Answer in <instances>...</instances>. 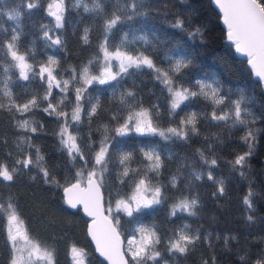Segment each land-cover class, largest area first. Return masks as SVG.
Masks as SVG:
<instances>
[{"label": "trees", "instance_id": "trees-1", "mask_svg": "<svg viewBox=\"0 0 264 264\" xmlns=\"http://www.w3.org/2000/svg\"><path fill=\"white\" fill-rule=\"evenodd\" d=\"M100 2L103 11H85V7L93 9L96 0H63V27L55 28V17L48 14L50 0H0V29H3L0 31V41L6 44L15 29L19 33V51L30 53L26 59L34 69L47 65L48 58L52 57L59 62L54 73L57 80L70 81L68 99L56 111L63 109L69 114L75 107V93L69 73L73 68L79 72L82 65L96 56L105 38V21L113 14L120 15L122 22L108 35L110 51L114 50L113 45L120 44L123 34L127 33L128 46L122 50L132 55L142 51L161 69L170 67L166 58L187 56L192 63L175 78L176 83L195 91L197 89L192 87L194 80L215 79L221 85L220 95H226L227 99L224 104L216 106L203 97L193 98L192 102L186 101L181 109L176 110V116H172L169 114V94L155 78L152 69L130 68L117 86L115 95L112 87L93 83L88 86V91L83 94L85 99L80 103L87 109V97L99 96L96 115L89 123L82 113L79 132L75 127L69 129L76 135L77 144L89 161L84 165L79 158L73 160L60 143L59 131L64 118L58 119L43 111L48 107V100L56 106L64 93L53 86L52 95L48 100H43L47 90L45 80L34 79L32 73H29L28 80H23L17 69L10 68L7 75L11 76L9 87L15 102L22 105L35 98L39 107L23 116L0 109V164L6 165L9 171L13 167L18 169L12 181H4L0 177V203L11 200L17 208L23 231L26 230L30 239H37L48 247L53 264H73V247L87 253L85 264H105L94 253L86 236V219L78 209L70 210L67 207L61 189L75 180L79 170L91 169L94 161L85 147L89 143L87 134L92 132V141L96 142L93 148L98 151L103 127L107 125L109 136H114L113 129L123 123V117L127 114V108L120 105L121 95L132 92L135 100L130 99L128 104L137 111L140 108L147 110L153 126L164 130L179 128V121L186 119L190 112H195L196 132H191L189 126L187 138L173 136L165 140L158 135H142L134 131L124 137H115L109 149L113 159L104 173L102 184L104 206L109 201L112 203L115 199L128 196L132 191L134 183L129 181L133 179V173L129 171L128 177H122L124 165L119 164L120 154L131 152L132 158L125 164L130 169L139 170L140 175L136 179L143 178L146 172V183L150 180L152 185L161 188V204L145 210L143 214L134 213V216L139 215L140 222L156 227L160 236L156 248L167 264H205V261L207 264H254L256 254L264 250L263 85L247 60L236 53L234 43L227 39L220 13L211 0ZM133 2L137 5L135 9L131 7ZM28 3H34L36 7L29 9ZM17 12V19L8 18L9 13ZM129 16L131 19L127 18ZM197 28L202 35H191ZM85 29H88L87 43L84 40ZM46 30L51 40L44 36ZM140 36L146 37L150 43L137 39ZM57 37L61 44L53 45L52 40ZM5 53L6 49H0V97H3L6 78L4 69L12 63L11 57ZM100 56L103 57L102 52ZM91 74H98V69L93 67ZM241 90L246 96L242 109L246 107L248 115L242 112L245 125L233 126L229 105L230 101L239 98ZM2 102L7 104L8 99L3 97ZM92 102L95 103V99ZM221 109L230 113L228 121L212 119L213 111L217 115L223 114ZM23 119H28L37 131L18 128L17 121ZM69 123H72L70 115ZM248 129L252 130L254 138L246 142L244 137ZM21 136L25 138L23 141ZM29 136L30 142L27 140ZM29 143L32 147L28 146ZM250 145L251 154L246 155ZM141 148H155L159 152L162 164L158 174L148 170L151 162L143 157ZM37 149L43 157L39 166H35ZM241 155L245 156L243 165H236L235 160ZM29 156L33 163L27 168L15 163ZM212 160L216 164L213 165ZM41 167L49 172L47 183ZM209 173L212 179L208 178ZM121 179L125 183H121ZM52 181H58L60 186ZM221 183L223 193L219 191ZM246 197L251 207L245 204ZM185 198L197 200L195 215L178 210L176 216H171L172 205ZM117 215L121 221L119 231L125 238L136 223L122 212ZM117 215L113 214L112 218ZM7 223L6 215L0 213V264L9 262ZM181 229L189 236H199V239L188 245L185 253L169 252L168 241L177 237ZM241 257L246 259L242 260Z\"/></svg>", "mask_w": 264, "mask_h": 264}, {"label": "snow or ice", "instance_id": "snow-or-ice-1", "mask_svg": "<svg viewBox=\"0 0 264 264\" xmlns=\"http://www.w3.org/2000/svg\"><path fill=\"white\" fill-rule=\"evenodd\" d=\"M216 5L223 12V22L227 25V39L234 43L235 50L238 53H243L248 57V64L255 70L256 76L264 80V2L262 0H215ZM29 9L36 7L34 3H28ZM49 15L55 17V28H62L64 22V3L63 0H53L52 4H49ZM131 7L135 9L136 3L133 2ZM55 9V10H53ZM103 11V5L100 0H96V4L93 9L85 7V11ZM19 13H9V19H17ZM131 19V16L127 17ZM122 22L121 16L113 14V16L105 21V38L103 43L99 45L96 56L88 61L86 65H82L79 72L77 69H71L69 75L71 77V83L73 84L72 91L75 93V107L71 113L69 123V114L61 109L56 111L59 105H62L66 99H68L67 92L69 89V80H57L55 73V66H58V61L52 57L48 58L47 65H41L38 70L34 69L33 66L28 63L26 56L30 53H21L18 48L19 33L15 29L12 30L11 39L4 44L0 41V49H6V56L11 57L12 63L5 67V81L3 88V97L8 99V103L2 102L3 97H0V109L7 110L8 112H17L21 116L24 113L31 111L35 107H39L35 98L28 102L20 105L15 102L12 96L9 82L11 76L7 75L9 69H17L19 71V77L23 80L29 79V73H32L33 78L45 80L47 83V90L43 100H48V97L52 95V88L55 86L60 89L61 93H64L58 100L56 106L48 100V107L44 108L43 111L49 115H55L58 119L63 117V123L60 128L59 137L60 143L63 149H66L68 154L73 160L79 158L84 165H87L89 161L85 159L84 152L81 150L79 144H77V137L73 135L69 129L75 127L77 132L80 130L82 123L81 114L88 119L91 123V118L96 115L97 108L100 104L99 96L93 98L91 95L87 97L88 108L85 109L81 105L80 101L85 99L84 93L88 91V86L93 83L99 85H108L113 88V94L115 95L118 91V85L123 80L124 74L128 73L130 68L141 70L142 67L152 69L155 73V78L160 81L164 86L165 91L169 94L170 99V112L172 116H176L177 109H181L186 101L192 102L193 98L203 97L206 100H210L213 105L219 106L225 103L227 96L220 95L221 85L217 80L207 79H196L193 81L192 87L197 90L193 91L189 87L179 85L176 83L175 78L179 77L184 69H187L192 61L187 56H180L179 58L172 57L166 58L170 64L167 70L157 67L153 60L144 54V52H137L136 55L129 54L128 51L122 50L127 48L128 34L124 33L123 38L119 45H113V51L109 50L108 35L116 27L118 23ZM177 26H182L178 24ZM3 31V29H0ZM87 32L85 29L84 40L87 43ZM191 35H202L199 28L195 29ZM44 36L51 40L52 38L48 35V31L44 32ZM137 39L150 43L146 37L140 36ZM53 45L61 44L59 37L52 40ZM103 53L101 58L100 53ZM102 60V63H101ZM117 62V71L113 72V63ZM96 67L98 69L97 75L91 74V69ZM45 74H47L45 76ZM119 78V79H118ZM112 82H116L115 85ZM79 84V87L75 85ZM95 99V103H93ZM135 100V94L132 92H125L120 97V105L122 108H127V114L123 117V123L118 127L114 128V136H109V128L107 125L103 127L101 139L99 141V150L95 151L93 145L96 143L92 141V132L87 134L89 143L85 144V147L89 149L94 163L91 169H81L76 173L75 183H70L68 186H62L65 192L66 203L71 208H76L78 205H83L84 211L88 216L92 217L91 224L88 228V234L92 240L95 241L96 251L103 256L109 264H167L166 260L161 258L160 251L157 250L156 245L160 243V236L157 234L155 226H146L140 222V216H134L135 214H143L145 210L152 209L153 206L161 204L162 194L161 188L151 184V181L147 180V173L145 172L143 178L136 179L140 173L137 169H130L125 162L132 158L131 152H122L120 154L119 164L124 165L122 177H128L129 171L133 173V179L130 183H134L133 194L127 199H120L116 201L115 210L117 213H123L127 217L133 218L136 226L131 229L128 233L127 238L121 236L119 231L120 218L119 215L110 219L113 215V209L111 207V201H109V207L107 208L108 215H104L105 209L103 208V196L101 194V186L104 183V173L108 171V164L113 159V154H110L109 149L112 147V142L115 137H124L130 132L135 131L139 134L158 135L165 140L171 137L187 138L188 129L191 126L190 131L196 132L195 122L196 113L190 112L186 119L179 121L180 127H169L166 130L160 129L153 126L151 117L148 111L140 108L137 111L135 108L128 104L129 100ZM246 103V96L243 90L239 93V98L230 101L231 119L233 126L245 125V119L242 116L248 115L247 108L242 109V105ZM158 109V106H155ZM183 110V109H182ZM223 114L217 115L216 111L212 112V119L220 121H228L230 119V113L224 112ZM115 120L116 117L113 116ZM17 127L24 129L25 131L30 130L36 132L37 128L32 126L28 119L17 121ZM96 131H100L97 129ZM253 137V132L248 129L247 135L244 137L247 142ZM23 141L25 138L20 137ZM27 140L30 142L31 137ZM29 147L32 145L29 143ZM140 151L143 157L150 161L148 165L149 171H155L157 174L161 167L160 154L155 148H149L145 150L141 148ZM75 154V155H73ZM251 154V145L249 146V152L246 155ZM43 157L39 155L37 149V163L35 166H39V161ZM245 156L241 155L235 160L236 165H243ZM17 165H22L27 168L29 164H32V158L29 156L24 160H17ZM211 163L216 164L215 160ZM41 172L45 178V182H49V172L46 168L41 167ZM18 172L16 167H13L11 171L6 165L0 164V177L4 181H12L14 174ZM86 172V175H85ZM243 175V173H241ZM208 178L212 179L211 173L208 174ZM59 185L58 181H52ZM121 183H125L124 179H121ZM175 183V178H173ZM83 185V186H82ZM219 191L223 193L224 189L221 183ZM150 194V195H149ZM251 195V192H249ZM245 204L251 207L250 200L246 197ZM196 199H182L179 203L172 205L170 215L176 216L177 211H186L189 215H195V207L197 205ZM0 213L5 214L8 225L7 228V242L9 244L10 256L8 264H37V262H45L47 264H53L52 253L49 251L46 245H42L37 239H30L27 236L26 230L21 231L19 225L22 223L18 215L17 208L9 200L7 203H0ZM251 219V217H249ZM17 225L15 231L11 225ZM186 227V226H185ZM18 238L25 240V247L21 248L18 246ZM199 239V236H189L185 234L183 229L179 231L177 237L168 241V251L174 253H185L188 250V245L192 244L194 240ZM72 251L79 255L81 259L77 261V264H85L87 253L83 249L77 250L73 247ZM257 258L254 264H264V250L257 253ZM242 260L246 259L241 257ZM207 264V261H205Z\"/></svg>", "mask_w": 264, "mask_h": 264}, {"label": "water", "instance_id": "water-1", "mask_svg": "<svg viewBox=\"0 0 264 264\" xmlns=\"http://www.w3.org/2000/svg\"><path fill=\"white\" fill-rule=\"evenodd\" d=\"M212 1V4L217 8V10L219 11L220 13V20H221V23L222 25L225 27L226 29V32H227V25L224 24L223 22V12L219 9L218 5H216L215 3V0H211ZM53 3V0L51 1V4ZM55 10V9H53ZM235 47V46H234ZM236 51V50H235ZM236 53L245 58L247 61H248V57L246 55H244L243 53H238L236 51ZM249 65V64H248ZM249 67L253 70L254 74H255V70L251 67V65H249ZM256 76V74H255ZM258 78V80L261 82V84L263 85L264 87V80H262L260 77L256 76ZM76 180H72L71 182L67 183L66 185L64 186H68L70 183H75ZM83 186V185H82ZM61 193H62V197H63V201L64 203L67 205V207L70 209V210H79V212L81 213V215L86 219V223H85V232H86V236L89 240V242L91 243V246L94 250V253L97 255L98 258H100L105 264H109V262L103 257L100 255V253L98 251H96V245H95V241L92 240L91 236L88 234V228L91 224V221H92V217L88 216L87 213L84 211V208H83V205H78L76 208H71L67 203H66V198H65V192L63 190V187L61 189ZM101 194L103 196V208L105 209V206H104V195H103V190H102V186H101ZM104 215L107 216L108 213L106 212V210L104 211ZM110 219H113L112 217H110ZM122 236V234H121ZM123 237V236H122Z\"/></svg>", "mask_w": 264, "mask_h": 264}, {"label": "rangeland", "instance_id": "rangeland-1", "mask_svg": "<svg viewBox=\"0 0 264 264\" xmlns=\"http://www.w3.org/2000/svg\"><path fill=\"white\" fill-rule=\"evenodd\" d=\"M51 1L52 0H50V4H51ZM102 56H103V53H102ZM112 63H113V68H112V71L114 72L115 71V69L117 68L116 67V65H117V62L115 61V60H113L112 61ZM99 74V73H98ZM92 75H97V74H92ZM59 89V88H58ZM60 90V89H59ZM72 111H73V109H71L70 111H69V115H70V117H71V113H72ZM139 111V110H138ZM60 132V131H59ZM135 132V131H134ZM133 194V189H132V191L129 193V195L128 196H126V197H121V198H118V199H115L112 203H111V207H112V209H113V214L114 215H117L118 213L116 212V210H115V204H116V201L117 200H120V199H127L129 196H131ZM150 195V194H149ZM109 207V204H107L106 206H105V210H106V212H107V208ZM108 213V212H107ZM113 216V215H112ZM142 223V222H141ZM144 225H146V226H149V225H147V224H145V223H143ZM10 225H8V223H7V227H6V231H7V228L9 227ZM11 227L13 228V231H15V228L17 227V225H15V224H13V225H11ZM19 227H20V229H21V231L22 232H24L23 231V228H22V225L20 224L19 225ZM150 227V226H149ZM127 236H128V234L125 236V238H127ZM17 243H18V246L19 247H21V248H24L25 247V240L24 239H22V238H18V241H17ZM73 249V248H72ZM72 249H71V251H72ZM77 249V248H76ZM72 263L73 264H77V261H79L80 259H81V257L79 256V255H77L76 253H72ZM52 262H53V258H52ZM37 264H47V261H45V262H37Z\"/></svg>", "mask_w": 264, "mask_h": 264}]
</instances>
